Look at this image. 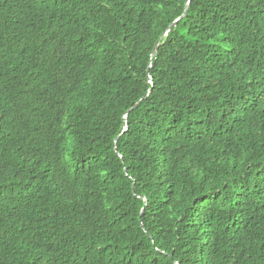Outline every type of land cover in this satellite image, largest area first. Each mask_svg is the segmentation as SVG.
<instances>
[{
  "label": "trees",
  "instance_id": "obj_1",
  "mask_svg": "<svg viewBox=\"0 0 264 264\" xmlns=\"http://www.w3.org/2000/svg\"><path fill=\"white\" fill-rule=\"evenodd\" d=\"M0 264H264V0H0Z\"/></svg>",
  "mask_w": 264,
  "mask_h": 264
},
{
  "label": "water",
  "instance_id": "obj_2",
  "mask_svg": "<svg viewBox=\"0 0 264 264\" xmlns=\"http://www.w3.org/2000/svg\"><path fill=\"white\" fill-rule=\"evenodd\" d=\"M186 11H187V8H186L185 11L183 12V14L180 16V18L183 17V16L185 15ZM177 20H178V19L174 20V21L171 23L170 26L175 25V24L177 23ZM156 48H157V44L155 45V47H154V49H153V51H152V55L156 52ZM137 104H138V103H136L133 107H135ZM114 148H115V150H116V147H114Z\"/></svg>",
  "mask_w": 264,
  "mask_h": 264
}]
</instances>
